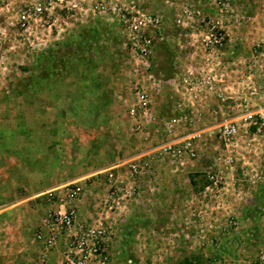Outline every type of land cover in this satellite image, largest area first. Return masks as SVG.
I'll list each match as a JSON object with an SVG mask.
<instances>
[{
  "label": "rangeland",
  "instance_id": "1",
  "mask_svg": "<svg viewBox=\"0 0 264 264\" xmlns=\"http://www.w3.org/2000/svg\"><path fill=\"white\" fill-rule=\"evenodd\" d=\"M223 4L0 0V203L41 193L31 208L3 217L0 264H32L35 257L16 260L25 255V241L34 239L49 190L85 180L96 213L107 194V171L141 162L146 143L158 150L187 139L196 148L204 145L201 154L208 157L198 174L205 175L208 159L219 151L207 150L217 146L218 133L196 139L193 128L210 121L208 100L221 124L264 109V0ZM216 36L224 37L223 46ZM252 138L242 132L241 143ZM254 143L251 162L264 171V143ZM250 204L242 215L249 226L239 232L244 242L202 248L195 239L185 252L164 243L139 245L136 230L128 254L134 264H255L264 248V210ZM13 218L25 227L12 224Z\"/></svg>",
  "mask_w": 264,
  "mask_h": 264
},
{
  "label": "built area",
  "instance_id": "2",
  "mask_svg": "<svg viewBox=\"0 0 264 264\" xmlns=\"http://www.w3.org/2000/svg\"><path fill=\"white\" fill-rule=\"evenodd\" d=\"M229 2L230 0H224V7ZM223 42V36L215 37L217 45L223 46ZM146 98L147 95L142 91V100L145 101ZM240 119L224 123L218 131L220 149L205 171V183L201 191L195 194L200 206L196 210V233L192 231V222H187L176 230L167 227L163 236L167 235L164 242L168 245L181 247L183 244H192L196 239L202 248L221 247L224 243L230 247L245 241L244 236H239L243 227L241 216H229L223 222L226 224L224 227L219 219L208 218L206 215L223 205L226 195L230 193V181L235 179L240 166H249V163L243 162L245 158L241 157L244 152L255 153L257 143L254 142L259 139L264 143V109L254 112L245 110ZM252 126L256 127V131L249 133L247 129L242 130ZM242 132L253 136L251 141L242 144ZM195 135L196 139L203 137L198 132ZM193 141L194 139H187L180 145L165 144L157 150L156 156L130 164L129 178L134 182L133 187L127 188L123 181L109 173L107 194L102 201L103 210H98L90 219H84L79 210V203L88 196L85 186L75 182L49 190L46 193L49 207L34 234V240L40 245V253L34 258L33 264H49L57 254L55 264H134L135 259L126 251L131 241L127 240V223L124 218L130 212L129 203L140 194L136 182L153 171V159L164 160L174 166L197 159L199 153ZM243 176L248 177L254 186L264 185V171L259 170L254 163L250 170L243 171ZM141 191L143 192V188ZM234 192L246 205L254 200V196L243 190L234 189ZM255 264H264V248L259 252Z\"/></svg>",
  "mask_w": 264,
  "mask_h": 264
},
{
  "label": "crops",
  "instance_id": "3",
  "mask_svg": "<svg viewBox=\"0 0 264 264\" xmlns=\"http://www.w3.org/2000/svg\"><path fill=\"white\" fill-rule=\"evenodd\" d=\"M262 42H264V34ZM209 103L210 101L208 100L206 104V110L207 114L210 116V121L204 123L203 125L193 128L194 132H198L205 135V138L207 136H212L213 134L218 133L220 127L223 125V123L221 124L222 116L217 115L215 117L213 114L210 113V109L213 107L211 106V103ZM220 112H223L222 108L220 109ZM152 113L153 117L155 118L156 110L153 109ZM150 128L152 129V127ZM149 131L150 130H148V132ZM149 133L151 139L152 132L150 131ZM145 138L148 139L149 137L145 136ZM146 144L144 145L143 150L141 147V150L144 151V153L141 154V162L144 159L146 160L156 156L157 148H154V146L152 147L151 143ZM204 148V145L202 147L198 146L197 150L199 153V158L195 160H188L183 165L174 166L167 164V162H164V160L162 161L158 159H153V171H151V173L145 175L143 178L139 179L136 182V187L139 189L140 194L137 196V199H133L129 203L128 210H130V212L126 214L124 222L128 224L134 220H137L139 222L141 219V225H137V230L140 231V234L137 235V240H141V243L139 245L146 247L153 245L160 246L161 243L167 244L166 242H164L165 238H162L164 229H166L167 227H172L170 229L176 230L177 228H179V226H182L187 222L193 223L194 220H196L194 218V212L200 206L198 205V200L195 197V194L201 191L205 183V175L202 174L200 176L198 172L199 167L202 166L201 161L205 160V157H208L205 156V154H201V152L204 151ZM215 149L219 150L218 144L217 146L209 147V149L207 148V150L210 151ZM215 154L217 155L218 151ZM247 155L250 154L245 152V154H243L241 157L245 158L243 162H245V164L249 163V166L247 167L243 164L240 166L239 172L235 175L236 180L233 178V180L230 181V193L226 195L223 205L217 207L215 209L216 211H214L212 214L207 212L206 215L208 216V218L219 219L220 223L224 225L223 222L225 220L224 217H226V213L228 216H230L232 213L243 217V212L248 208V205L244 203L245 201L239 199L237 194L234 192V189L243 190L245 193H250V195L254 196V200L255 198H262L264 200V195H261V193L259 192L261 187L264 188V185L260 184L254 186L248 178L243 176V171L245 169L247 171L250 170V166L253 163L251 162L252 156L250 155V157H248ZM208 160L211 162L213 158L210 157ZM132 163H140V161L131 160L128 162H123L122 164L112 167V169L107 171V173H113L119 181H123L125 183V186H127V188L133 187L134 182L131 180V178H129L130 171L128 169V167ZM242 166H244L245 169ZM79 181L80 182L78 183L86 187V185H84L85 182H83L85 180L80 179ZM246 186H248L249 190L246 189ZM142 188L143 192L141 191ZM4 191V189H0V193H4ZM40 194L41 193L37 194L32 192L24 197H21L20 199L15 196L14 199H10L9 201L0 203V226H2L1 221L3 217L6 216V214L13 213L14 211H20L22 210V207H25L26 210L31 208V205L35 203V199L39 198ZM89 195L90 193L88 192V196ZM87 197L79 203V210H81L84 219H90L95 215V213L93 212V210H95V206H93V204L87 200ZM135 202L137 205H133ZM45 205V210H47L49 204L46 202ZM135 207L138 208L136 209ZM258 207L257 210H264L263 205H259ZM97 210H101L100 207H98ZM97 216H100V214L97 213ZM10 222H13L12 224L19 226L21 229L25 227L24 222L18 221L17 219L15 220V218H13V220H11ZM242 222L243 225L249 226L248 222L243 220V218ZM39 224L36 227V230L39 227ZM263 224L264 220H262V225ZM224 226L226 227V224ZM170 231L171 230H166V232ZM16 234L17 232L14 234L13 237H10V254L14 253V240L18 241L17 237L20 236L19 234L16 236ZM3 239L4 238L0 236V248L3 247ZM19 246H22V244H20ZM181 246L186 248L184 249V251H188L187 247L189 246V244H183ZM62 248L63 246H61V249ZM21 250L23 251V253H25V255L22 254V256H18L16 262H22L23 258L25 260H28L29 258L36 257L40 253V245L34 239L30 241V243L29 241H25V245H23ZM181 252H183V250ZM57 256L58 254L51 259L49 264H55L56 260L58 259ZM10 257V261L12 262L13 257ZM224 259H226V255L224 256ZM33 261L34 258L32 259V264Z\"/></svg>",
  "mask_w": 264,
  "mask_h": 264
},
{
  "label": "trees",
  "instance_id": "4",
  "mask_svg": "<svg viewBox=\"0 0 264 264\" xmlns=\"http://www.w3.org/2000/svg\"><path fill=\"white\" fill-rule=\"evenodd\" d=\"M259 192L261 193V195H264V188L263 187H261L260 188V190H259ZM251 205V208L253 209V210H257V207L259 206V205H264V200L262 199V198H255V200H253L252 201V203L250 204ZM259 208V207H258ZM137 223H139L137 220H134V221H132V222H130V223H128L127 224V226H126V233H127V237H128V241L130 242H132L133 241V236H134V234H135V232H136V230H137ZM131 242H130V244H131ZM129 244V245H130ZM129 246L127 247V254H128V250H129ZM191 261H187L186 263H190Z\"/></svg>",
  "mask_w": 264,
  "mask_h": 264
}]
</instances>
